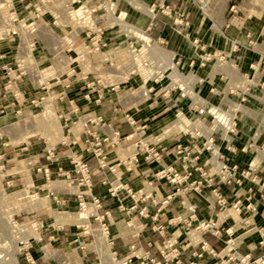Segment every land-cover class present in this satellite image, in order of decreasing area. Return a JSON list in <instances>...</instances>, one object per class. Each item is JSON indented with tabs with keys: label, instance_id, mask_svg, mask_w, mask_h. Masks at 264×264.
I'll return each mask as SVG.
<instances>
[{
	"label": "crops",
	"instance_id": "obj_1",
	"mask_svg": "<svg viewBox=\"0 0 264 264\" xmlns=\"http://www.w3.org/2000/svg\"><path fill=\"white\" fill-rule=\"evenodd\" d=\"M90 1L93 0H86ZM33 5V1H21L16 0L14 2L16 10L21 15L27 16L30 11V6ZM94 3V2H93ZM93 5V4H92ZM50 14L44 19L52 23L53 15L64 12V5L61 0H56L50 6ZM177 14V13H176ZM63 15V14H62ZM185 16L180 13L179 23L186 25L189 21H181V16ZM115 19V17H114ZM247 26L232 28L231 32H228L230 27L225 25V36L221 37L217 49L220 53H223L225 59L212 67L207 64L210 60L205 61L206 63H198L201 67L196 71L197 76L201 80L200 82H206V89L204 95H210V99H203L201 96L200 107H207L210 105H222L227 107L229 105L235 106L236 101H240L239 91L238 95H233V99L230 97V88L228 84L241 87L240 83H248L249 77H255V82L264 80V42L260 41L261 33L259 34L260 25L256 18H249ZM166 24V23H165ZM117 25H120L117 23ZM54 30L60 35H67V39L73 36L72 29L74 26L68 27V25L62 23L61 25H53ZM121 26V25H120ZM73 27V28H72ZM168 29L160 31V35L169 39L168 43L172 45L171 49H174L175 56L181 57V61L186 60L192 52L196 49V45L193 41L188 40L189 38H180L174 32L175 27L173 24L167 26ZM188 30V29H187ZM178 33L179 30H176ZM219 32L223 35V31L219 29ZM140 33V32H138ZM109 33L105 36L111 43ZM209 33H206L205 37ZM190 36V33L187 34ZM259 35V36H257ZM61 37V36H60ZM147 37V36H146ZM62 38V37H61ZM209 42L205 45V50L208 46L213 45V39L208 36ZM63 39V38H62ZM65 39V38H64ZM80 40L77 41V48L83 49V46L79 44ZM237 44V48L235 45ZM12 42L9 39L0 41V52L9 53L11 51ZM63 48L62 44L60 45ZM197 47V46H196ZM112 48H109L111 51ZM50 51L44 49L41 54V59L48 61L50 59ZM91 54L87 59L85 67L80 65L77 72L69 78L72 80V85L66 90V97L64 100L57 101L54 103V109L58 121L60 122L61 129L58 130V134L54 135L58 138L53 143L56 146L55 160L50 161L47 157V144L51 143L48 139L38 135V133H51L52 128H49L48 122L33 128L29 127V133L26 136L19 137L20 133H14L11 136L8 135V140L3 141L1 138L4 136V132L0 133V151L4 155L1 160L5 164L6 178L10 182L23 180V186L25 190L33 197L32 192H36L40 198L47 199L44 205L33 203L31 199L30 209L26 216L27 221H37L42 223L40 234L42 235V241L34 240V247L32 248V254L34 258L43 264L50 263V260L54 258L56 263L61 264H118L114 260V256L109 261L103 262L101 259L96 261L93 254H96L92 242H90V248L88 251H82L80 248V242L91 237L84 235V229L90 228L92 231L89 233L93 238L95 234L94 230L100 229L101 222L95 218H89L91 214L96 213V209L92 204H89L88 210H80L79 206V195L84 192V187L78 185L77 179L79 174L75 171V165L73 161L75 158H81L88 161L90 167L94 170L93 184L94 187L91 191H85V199L91 202V195H95L102 199V208L97 210L99 215L104 216L105 223L109 226V235L113 240V250L116 251L119 258L125 257L132 252V245H135L138 250L137 253L141 254L145 251H150L153 257L162 258L160 253V245L164 241L158 231L154 229L155 225H165L169 228V236L173 235L172 241L178 240L180 244H184L186 239V225L185 223H192L196 226L199 221L208 219H218L219 223L232 224L237 223L240 230L237 234L244 231L240 226L245 223V220H249V223H255L257 225H264V199H258L256 202V209L252 211H243L237 213L230 205L233 204L237 198L244 196L247 193L246 186H234L216 180L212 185L204 183L201 191H193L189 189L181 190V192L175 197V199L166 207H161L159 204L160 199L165 197L170 192H173L178 185H174L166 181L165 179H159L155 176V173L160 170L163 166L174 165L177 169L181 170L182 162L176 154V145L180 142L187 144L190 143L196 149L195 154L200 152L197 150L201 148L204 137L198 138L194 135L195 129H199V126H192L190 131L192 133L179 132L176 136L175 133L170 135H164L157 147L162 150V160L160 163L146 160V150L143 148L140 151V162L133 171H127L124 167H120L123 172V181L129 183L135 191L139 192L142 197L138 202L134 201L130 196H127L125 192H121L118 196H112L109 193L108 185L104 184V181H111L114 178V174L109 168L102 169L99 167V162L92 151L88 150L90 141L94 140V136L89 134L86 130L97 136H104L110 133V124L112 127L120 130L121 142L118 145L112 143H106V149L108 151V162L110 165L117 164L120 161L130 157L135 150L134 143L141 139H145L147 130L155 121V115H160L162 110L151 109L152 104L149 103L147 106L145 101H150L152 96L159 97V100H166L165 105H169V108L179 110L181 106H185L184 110L192 113L193 106L189 101L191 100L189 95L179 93L176 90L177 87H170L169 85L164 86L162 83H158L151 87L150 93L141 91L140 94L123 92L119 93L121 89V83H113V66L100 55ZM171 55L170 66L173 72L177 71L174 60V54ZM185 57L186 59H182ZM202 58V55H199ZM197 56V58H199ZM208 57V56H207ZM211 60L216 58L217 55L210 54ZM180 63V61L178 62ZM192 63L188 66L184 65V69H190ZM252 64H255L256 71L253 70ZM115 66V64H114ZM89 69L91 73L85 77L83 71ZM209 69V71H208ZM179 72V71H178ZM248 77V78H247ZM4 72L0 70V86L3 83ZM105 82L106 84H118L119 87L109 86L102 87L98 82ZM221 81L224 83V88L221 87L216 91L214 87L209 90V86L218 84ZM157 82V81H156ZM155 82V83H156ZM94 83V84H93ZM93 85V86H92ZM23 91H25L27 97L32 95V88L27 81L21 84ZM111 87V88H110ZM243 87V86H242ZM153 88V89H152ZM170 90H169V89ZM168 89V90H167ZM60 90V89H59ZM181 90V89H180ZM90 93L91 101L86 99L84 96L86 93ZM145 93V94H144ZM148 95H147V94ZM254 93L259 99L250 98L247 102L248 110L252 112L243 114L240 116V120L237 125L235 133L230 137L225 138V131L216 133L215 137L219 143V147L229 155L232 161H237L241 165L250 166L255 165L259 170V173L264 177V153L255 155L253 151L243 152L241 147L245 145L247 140L252 136L253 131L264 121V95L261 92L258 94L257 90L254 89ZM136 94V95H135ZM102 95V96H101ZM102 97L100 103H96L94 100ZM207 97V96H206ZM189 98V100H188ZM233 100V103L230 101ZM187 102V103H186ZM6 104V105H5ZM166 106V108L168 107ZM2 108L4 110H2ZM78 108V109H77ZM245 109V108H244ZM165 110V109H164ZM33 110L30 105L26 106L23 110V117L27 119L32 115ZM133 115L136 120V125L132 126L127 122L125 113ZM18 118L16 114V108L10 105L7 97L0 96V127L6 126V120L8 117ZM21 116V117H22ZM87 119V126L84 127L83 122ZM183 120V119H182ZM181 120V121H182ZM182 124L180 121L169 129L176 127H182L186 129L188 121L184 118ZM198 123V122H197ZM51 125V124H50ZM147 125L146 130H142L141 126ZM167 128V127H166ZM25 127L21 128L20 131ZM165 130V131H166ZM206 130V127H205ZM23 135L24 134V131ZM212 132L205 131L208 135ZM30 134V135H29ZM167 134V133H164ZM53 136V137H54ZM17 137V138H16ZM19 137V139H18ZM264 140V135L262 141ZM236 144L238 151L232 153L228 150L229 142ZM152 142V140L150 141ZM1 157V156H0ZM214 162V160H212ZM210 161V152L203 151L199 155L198 161H194L191 164V177L190 181L194 179H201L200 172L196 169L199 166H203L205 169L215 170L216 163ZM252 162V163H251ZM8 168H7V164ZM49 169V176L45 174L44 169ZM62 168L65 173H69V178L66 174H58V170ZM1 171V170H0ZM24 180L27 181L24 183ZM188 183L181 185V188H185ZM219 191L228 201L227 206L222 207L217 201V192ZM54 195L58 197L59 201L54 199ZM121 203L124 207L120 208ZM195 205L196 216L191 219V211L189 207ZM144 210V214H141V210ZM109 212V213H108ZM85 214V215H84ZM83 216V217H81ZM53 223H56L57 231L52 229ZM81 223H88L89 227L81 225ZM173 223V224H172ZM240 223V224H239ZM54 230V231H53ZM243 237V236H242ZM205 238L217 249H222L223 243L207 234ZM92 240V239H91ZM50 241V242H48ZM247 243L251 242V239L246 240ZM78 243V245H77ZM151 243V244H150ZM242 250L249 252L247 245L242 246ZM264 252L263 248L255 250V255H260ZM78 255V256H77ZM190 253H183L182 260L184 263L189 262ZM211 262V258H208ZM23 263H26L25 259H22Z\"/></svg>",
	"mask_w": 264,
	"mask_h": 264
},
{
	"label": "built area",
	"instance_id": "obj_2",
	"mask_svg": "<svg viewBox=\"0 0 264 264\" xmlns=\"http://www.w3.org/2000/svg\"><path fill=\"white\" fill-rule=\"evenodd\" d=\"M15 1L0 0V41L10 38L13 44L9 53L0 52V70L4 72L3 83L0 86V96L7 97L10 105L16 108V114L20 117L23 115L24 108L28 105L35 111L44 110L48 106L54 105L55 102L64 100L66 90L72 85V80H66V78L72 77L80 65L85 67L89 55H100L108 64L114 66L115 58L112 53L108 52L110 41L104 37L107 30L102 26H98L99 19L95 15L98 8L91 6L89 1L61 0L64 5V12L53 15L52 25L64 23L68 27L74 26V28L72 27L74 35L70 37V40L62 39L56 30L52 28V25L44 20V17L51 13L50 6L56 0H28L33 1V5H30V2L27 3L30 6L27 16L21 15L16 10ZM197 1L202 4L205 16H210L209 11L211 10L213 0ZM236 8L237 5H232L230 12L238 13L239 9ZM2 9H4V12H2ZM169 14L171 15V11H169ZM252 16L251 13L249 18H252ZM183 19L182 15L181 21ZM178 20L179 18L174 20L175 24L179 23ZM153 25L151 23L149 29ZM230 26L231 23L227 24V27ZM223 35L225 36L224 32ZM79 40L83 41V49L77 48V41ZM61 44H63V48H61ZM235 47L237 48V44ZM203 48H205V45H202ZM44 49L51 53V57L47 62L40 58ZM220 56L221 60L225 59L223 53ZM204 59L205 61H209L211 57H204ZM252 68L254 71L257 70L255 64H252ZM83 73L87 77L91 71L86 68ZM248 80V83L251 84H246V87H238L240 101L237 103V106L231 107L229 105L223 107L222 105H213L199 110L202 115L207 112L221 124V129L226 132V139L236 132L240 116L247 112L246 109L241 107L247 104L250 98L259 99L252 88L259 87L262 91L261 94L264 95V80H259L258 83L255 82L254 77H249ZM25 81L29 83L33 91L32 95H28V97L21 87V84ZM98 83L104 88L109 85L100 81ZM109 86L119 87L118 84H110ZM84 97L89 101L92 100L89 92ZM101 99L102 97H98L94 101L100 103ZM250 112H252L251 109L247 113ZM219 113L221 114L220 118L216 116ZM226 115L228 118H226ZM125 118L130 125H136L133 115L127 112L125 113ZM90 121V119L85 120L83 122L84 127ZM230 121L231 124L228 123ZM108 127L110 128V133L104 136H97L86 130L94 136V140L90 141L88 150L92 151L96 156L100 168H109L114 174V178L111 181L103 182L108 185L109 193L112 196H118L121 192H125L127 196L138 202L142 197L129 183L123 181V172L120 167H124L127 171H133L140 162V151L143 148L146 150V156L144 157L146 160L160 163L163 155L162 150L157 147V144L161 142L163 137H156L157 140H152V142H150L151 139L140 138L134 143L135 150L130 157L117 164L110 165L105 144L110 142L113 145H118L122 138L120 137L119 129L112 127L110 124ZM146 128L147 125L141 126L142 130H146ZM195 131L194 135L196 137L202 139L204 137L201 148L197 150L200 153L196 155V151H192L196 147L190 143L184 144L180 142L176 145L175 151L182 162L181 170L177 169L174 165H169L163 166L155 173L157 178L165 179L171 184L178 185L173 192L168 193L160 199L159 204L161 207L170 205L182 189L201 191L205 182L212 185L216 180H219L228 185L247 187V193L237 198L230 205L237 213L255 210L256 201L264 199V177L260 175L259 170L255 165L251 164V167L243 166L237 161H232L229 155L219 147V143L215 137L218 130L212 129V132L208 135L202 132L201 129H195ZM183 133L192 132L186 129L183 130ZM263 135L264 121L253 131L251 138L241 147V150L243 152L253 151L255 155L264 153ZM227 147L232 153L238 151L237 145L231 143V141ZM203 151L210 152V161L214 160L212 163H216V168L212 171L211 168L205 169L203 166H199L196 169L200 172L201 179H194L188 182L191 177V164L194 161H198L199 155ZM55 155L56 146L51 143L47 144L48 159L54 161ZM0 156V160H2L4 155L0 154ZM73 164L75 165V171L79 174V178L77 179L78 185L83 186L85 191H91L94 187V170L90 167L88 161L81 158H75ZM0 168L1 171L4 170L5 164L0 163ZM44 171L49 176V169L47 167ZM58 172V174H66L62 168ZM66 177H70L69 173L66 174ZM184 183L188 184L185 188H181L180 186ZM85 191L78 196L80 210H84L87 204H92L95 207L96 213L91 214L88 219L92 217L101 222L100 230L107 234V243L113 252L114 260L122 262V264H264V252L260 255L253 253L259 248L264 249V225L249 223V220H245V223H242L240 226L244 231L237 234L240 230L237 223L226 224L224 226L225 223H219L218 219L213 218L199 221L196 226H193L192 223H185L186 239L184 244H180L178 240L171 242V239L174 237L173 235L169 236V228L167 226H153L164 237V241L159 248L162 255L161 259L153 257L150 251H145L141 254L137 253L138 248L135 245H132L133 250L129 255L119 258L116 251L112 248L113 240L109 235V226L105 223L104 216L97 213V210L102 208V199L91 195L92 201L88 202L85 199ZM216 192L219 205L225 208L228 201L219 191ZM54 199L59 201L56 195H54ZM123 207L124 205L121 203L120 208ZM189 209L191 211L190 217L193 219L196 216V207L195 205H191ZM144 210H141V214H144ZM12 221L13 236L19 243L18 252L21 253L22 259L26 261V263L22 262V264H42L38 263L34 258L32 248L34 247V240L42 241V236H40V232L38 231L43 227V224L38 223L36 220L27 223L18 222L17 219H12ZM89 232L88 228L84 229L85 235L90 234ZM207 234L220 240L223 243L222 249L215 248L205 238ZM97 239V235L93 234L91 245H93L99 258L100 250L96 245ZM248 239H251V242L247 243L246 240ZM244 244L247 245L249 252L242 250ZM88 245L90 243L80 242L81 249H86ZM184 252L190 253V259L187 263H184L182 260ZM208 258H211V262L208 261ZM110 263L114 264V262ZM18 264L20 263L18 262Z\"/></svg>",
	"mask_w": 264,
	"mask_h": 264
},
{
	"label": "rangeland",
	"instance_id": "obj_3",
	"mask_svg": "<svg viewBox=\"0 0 264 264\" xmlns=\"http://www.w3.org/2000/svg\"><path fill=\"white\" fill-rule=\"evenodd\" d=\"M234 4L237 5L236 9H239L238 13L230 12L231 6ZM90 5L98 8L95 15L97 16L96 18L99 19L98 26H102L107 30L104 37L111 33V43L109 47H111L112 50L110 49L111 51L108 50V52L112 53L115 58L113 70L115 71L114 74H116L111 81L113 83L120 81V94L127 91L129 93H136L137 95H141V91L142 94L144 91L150 93L151 87L158 83H162L164 86L169 85L172 88L176 85L177 89L173 91H179V93L183 92L189 95L187 96L191 98L189 104L195 105L193 106L192 113L185 111V106H181L179 110H175L174 108H169L167 104L168 107L166 108L167 105L164 104L166 100H159V97L153 95L152 99H149L150 101H145L147 103L146 105L148 106L150 103L154 105L151 109H160L162 112L160 115H155V121L150 124L147 134H145L147 139L157 140L156 137H163L164 135L173 133L178 137L180 136L178 135L179 132L183 133V130H190L192 126H199L202 132L206 130L210 131L211 129L218 130L216 133L222 131L221 124L213 119L210 114L206 112L202 115L199 112V110L202 109V107H200V94L203 92V99L209 100L212 91L209 92L210 95H204L207 84L206 82H200L201 80L197 76L196 71L201 67L198 63H206L204 57H210V54H216L217 59L214 58L207 64L214 67L217 61L220 62L221 53L217 50L219 49L217 45L220 44L222 41L221 37H224V35L219 32V29L225 33L224 27L229 23H231V26L228 32H231L232 28H237V26H247L248 21L251 20L249 19L251 13L253 15L252 17L256 18L260 25L259 34L262 32L260 41L264 42V0H213L211 10L209 11L210 16L207 17L202 9V4L197 0H93ZM168 6L170 7L168 8ZM169 11H171V15ZM2 12H4V9H2ZM180 13L185 15V21H189L188 25L185 23L175 24L174 20L180 17ZM117 23L121 26L117 25ZM151 23L154 25L149 29ZM171 24L175 27L174 32L177 36L179 35V39L187 36L189 38L188 40L193 41L197 46L194 47L196 50L192 52L187 59L182 57V59H186L184 61H181V57L176 58L174 49H171L172 45L168 43L169 39L160 35V31L168 29L167 26ZM50 25L52 24L50 23ZM52 28H54L53 25ZM176 30L180 32L178 33ZM189 33L190 36L187 35ZM206 33H209L208 36L213 39L214 46H208L207 49L202 50V45H206L207 43L209 45V42H207L209 38L208 36L205 37ZM60 36L63 39H67V35H63L62 32ZM79 44L83 46V41L80 40ZM170 54H174V60H172V62L175 63L176 69H178L175 72L169 67L172 58ZM199 55L203 57L200 58ZM197 56L199 58H197ZM179 61L180 63H178ZM189 63H192L191 68L185 70L184 65L188 66ZM240 84L239 86L241 87L247 86L243 83ZM227 86V89L231 87L230 98L233 99V95H238L239 89L236 88L237 85L232 86L228 84ZM212 87L217 91L220 87L222 89L224 88V83L219 81L218 84H213V86L210 85L209 90ZM252 89L257 90L258 94L262 92L259 87ZM230 102L233 103V100ZM237 103L238 101H236L235 106H237ZM230 106L233 107V104ZM247 106L248 104H244L242 107H238L248 110ZM2 110L4 109L2 108ZM27 117L29 118L24 119L25 117L23 116L18 118L8 117L6 126L3 128L0 127V133L4 132V136L1 140L7 141L8 135L10 134L14 137V135H12L14 131L15 133H20L19 137L26 136L29 133V127H39L43 124V121H45V123L48 122L49 128H52V132L48 134L38 133V135L48 139L51 144L56 142L58 137L54 135L58 134V130H60L61 127L53 105L48 106L44 110H36L32 115ZM184 118L188 120L186 122V129L176 127L171 129L170 132H167L166 129H169V126H172V124L175 125L179 121L180 124H182L183 121H185ZM20 127H25V130L22 129L20 131ZM22 131H24L25 135H23ZM195 132L196 131H194V134ZM0 163L3 164L1 160ZM6 173L5 169L0 171V258L4 257L0 259V264H18V262L22 264L21 259L23 257H21V253L18 252L19 243L13 236L10 222L12 219H17L18 222L23 223L30 222L29 220L27 221L26 216L28 217L27 212L30 209L31 199H33V203L39 205H44L47 199H41L36 192H32L34 196L31 197L25 190V186H23V180L10 182V180L6 178ZM25 182L27 181L24 180V183ZM56 227V223H53L52 229L54 228V230L57 231L58 228ZM40 231L41 229L38 232ZM40 236L42 235L40 234ZM86 237H91L93 240L91 234H86ZM91 239L82 241L90 243L92 242ZM90 247L91 246L88 245L87 248L82 249V251H88ZM93 256L97 261V254H93ZM48 264L61 263H56V260L52 258Z\"/></svg>",
	"mask_w": 264,
	"mask_h": 264
},
{
	"label": "bare ground",
	"instance_id": "obj_4",
	"mask_svg": "<svg viewBox=\"0 0 264 264\" xmlns=\"http://www.w3.org/2000/svg\"><path fill=\"white\" fill-rule=\"evenodd\" d=\"M172 69V68H171ZM114 75H116V74H114L113 73V76ZM244 109V108H243ZM218 112V111H217ZM216 112V113H217ZM218 118H220V116H221V114L219 113V114H217L216 115ZM226 118H228V116L226 115ZM229 124H231V121L230 122H228ZM0 170H1V168H0ZM88 208H89V204H87V206H86V208L84 209V210H88ZM81 211H83V210H81ZM85 215V214H84ZM81 217H83V216H81ZM11 223H13V221L11 220V222H10V226H11ZM81 225H85V226H87V227H89V224L88 223H81ZM88 231H92L90 228H88ZM94 232H95V234L97 235V242H96V245H97V247L99 248V250H100V256H99V259H101V261H103V262H107V261H109L110 260V258L113 256V252H112V250H111V248H110V246L108 245V243H107V234L104 232V231H101L100 229H97V230H94ZM37 236H38V234H37ZM2 258H4V257H2ZM2 258H0V259H2ZM7 259V258H6ZM117 263L118 264H122V262H118L117 261Z\"/></svg>",
	"mask_w": 264,
	"mask_h": 264
}]
</instances>
